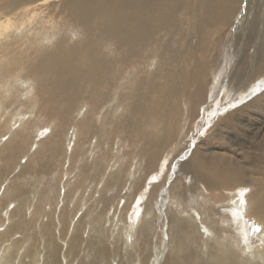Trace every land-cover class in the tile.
Listing matches in <instances>:
<instances>
[{
	"label": "bare ground",
	"instance_id": "obj_1",
	"mask_svg": "<svg viewBox=\"0 0 264 264\" xmlns=\"http://www.w3.org/2000/svg\"><path fill=\"white\" fill-rule=\"evenodd\" d=\"M46 12L65 14L84 38L55 42V24L30 33ZM218 34L243 43L253 36L245 80L252 70L264 75V0H0V117L15 107L0 125V264L264 263V91L221 109L187 159L166 166L199 109H217L208 106L220 78L212 80L206 44ZM132 63L130 78L115 72ZM230 135H249L253 145L228 146ZM164 156L167 173L152 182L139 225L129 203ZM184 187L198 217L185 208ZM250 219L261 226L256 245L245 230Z\"/></svg>",
	"mask_w": 264,
	"mask_h": 264
},
{
	"label": "rangeland",
	"instance_id": "obj_2",
	"mask_svg": "<svg viewBox=\"0 0 264 264\" xmlns=\"http://www.w3.org/2000/svg\"><path fill=\"white\" fill-rule=\"evenodd\" d=\"M58 15L55 18H51L47 12H46V16H45V13L43 15H39L40 18L38 17L37 21L33 22L31 25L28 26L30 28V33L33 30H35V28H40V30L43 31V32L48 30V29L50 30L51 27L53 26V24H55L58 27L60 26V30H61L60 35L58 34L56 37H54V41L55 42L57 40L61 39V38L66 39L68 45H72L75 42L81 41L84 37H83V34H77L76 33L77 23H73L72 20H70V18L65 16V14H58ZM48 20H51V21H48ZM35 23H37L38 26ZM41 26H42V28H41ZM78 31H80V33H81V30L79 28H78ZM238 38H239L238 36H237V38L230 36L226 40V36L225 35L218 34V35H214V36L211 37V39H213V42H212L211 45H209L208 43L206 44V46H207L206 57H207V59L209 58L208 60H210V61L212 59V62H211L212 63L211 70L213 72L212 80H217V79L220 78V82L218 84L217 83L216 84H212V86L209 87V94H211V95H209V94L208 95L210 96L211 100H210V103H208V106L217 105V109L213 113V110L211 109V107L208 110V107H207V104H206V105H204L203 107H201L199 109V116L196 119L192 120V122L191 121L188 122V124L186 126L190 127V132L187 135V137L184 140V142H181L182 145L179 147V148H182L183 150L181 151V153L177 157H176V154H173L171 156L170 160H169L170 163H169V161L166 162V166L169 164L168 170L172 169V168H170V166H171V164L173 162H175V164H177L178 162H181V160H186L187 159V154H189L195 148L196 144L199 141H201V139H204L207 134H210V133L213 132V131H211L213 129H210V131H208V129L212 127L213 123H211V122H214L220 116H222L220 114L221 109H224V108H227V109H229V108L230 109L231 108H238L237 104L240 107L242 105V101H244L243 103H245V101L251 99L252 96L250 94L251 93L250 90H252V89L255 90L256 95L259 94L260 92L264 91V75H262L260 77H258L257 75H252L255 72V70H252L251 73H250V80L249 79L245 80V78L247 76V73L249 71L248 66H247L248 63L246 62V61H248V59H246V57H247L246 55H248L247 52H249V50H250L249 47L251 46V42H252L253 36H252L251 39L247 38V43L245 41L243 43ZM248 40L250 41V43H248L249 42ZM214 42H215V44L213 46ZM229 44H230V46H229ZM210 54H211V56H210ZM113 57H114L113 60H115L117 56L114 55ZM134 65L136 66L135 63L129 64L127 66L123 65V64L117 65L118 68L116 66V69H115L116 71L115 72L118 71L117 73H123L122 74L123 77L130 78V75L132 76V74H128V73H129V71L131 72L132 69L134 70V68H132V67H135ZM118 82H122L123 83L122 80H119ZM241 83L245 84V86L242 87L243 89L241 88V90H240V87L243 85ZM212 88H215V90H214L215 92L212 91ZM218 89H219L220 92L218 91ZM224 89H226V90H224ZM217 92L219 93V95H218ZM249 96H251V97H249ZM37 105H39V103ZM10 108H11L12 111L15 110L14 106H11ZM10 108L7 107L5 113L2 115V117H0V125L2 124V122L5 119L8 118V111H9ZM205 109H206V111H205ZM83 111H84V109H83ZM204 111H205V113H204ZM229 111H231V110H229ZM9 112H11V111H9ZM44 113H45V110H43L42 114H44ZM209 113H211L210 115H212V118H210L208 120V121H210V123L206 124V125H209V126L207 128H205V131H202L201 127L207 122V118H208L207 115ZM40 115H38V118H39ZM80 115H79V117H82V114H80ZM98 116H100V115H98ZM38 118H37V121L39 120ZM98 120H100L99 117H98ZM47 123L48 122L45 121L44 117H40V121L37 124V126L39 127V129H41V131H43V133H45V131H47V128H48V132L45 134L46 136H48L50 134V132H51V130H49L50 129L49 128V123L48 124ZM50 125H51V127L54 126V122L53 121L51 122V120H50ZM46 126H48V127L46 128ZM72 130H74V128L72 126H70V127H68L65 130V132H70L71 133V132H73ZM199 131H202V132H199ZM259 132H263L264 133V130L263 131L259 130ZM70 133H69V136H70ZM33 134H34L33 137H34V142H35L38 139V136H40L41 134L39 132H37V128H34V133ZM251 134H252V132H251ZM254 134H252V135H254ZM45 135H44V138H45ZM240 137L242 138V140L241 139L238 140ZM249 138H250L249 135H248L247 139H246V137L243 138L242 136H238V139H237V137H233V136L230 135V139L231 140L229 141L230 143H228V146L233 144L236 149H245L246 150L249 146L253 145L252 143H250L251 141L249 140ZM251 138H252V136H251ZM93 141L95 142V138L92 139V144H93ZM65 143H66L65 146L67 147V143H68L67 139H65ZM128 143H130V142L128 141ZM237 143L238 144L240 143V145H242V146L237 145ZM92 144H90L88 154L90 153V151H92L94 149V145H92ZM85 146L87 147L88 145H85ZM243 146H246V148L243 147ZM26 149H27V147L25 149H23V150L26 151ZM126 150H127L128 154L131 153L132 146L128 147V145H127ZM25 151H22V154ZM221 152H226V151L221 150ZM237 153L239 154L240 150ZM227 154L230 157L234 158V156H232V154H230V153H227ZM20 156H21V154H20ZM164 158H165V156L160 161V164H159V167H158V171L154 175L151 174L147 178V180L144 182V185H143L142 189L140 190V192L129 203V204H131V206H130V209L128 210V217L132 219V218H135L136 215H137V218L139 220V225H142L144 222H146L148 220L147 219V215H145V213H146L145 212V207H146V204H147V201H148V197L150 196L149 193H150V191L152 189V185H153L152 182H156L157 180H158V183H159V181L161 182V180L163 179V177L167 173V168L166 167H165L164 171L160 170L161 163L164 162V160H165ZM17 159H14V161H16ZM26 159L24 158L21 161L24 162ZM174 159H177V160H174ZM89 160H91V158ZM130 160L131 159H130L129 156H125L124 162L127 163ZM110 164L112 165L113 161H111ZM173 165L174 164H172V166ZM67 168H68V164H64V166H63L64 173L62 174L63 176L65 175V171L67 170ZM90 173H91V171H90ZM160 173H162L161 176L159 178H157V179H154L155 175H160ZM26 177H29V175H27ZM129 183L130 182L128 181L127 184L123 187L122 190L125 189V192H126L127 191L126 188L129 187ZM150 183H152V184L150 185ZM98 185H99V182L92 183V189L94 190L95 187H96V191H97V188H100ZM87 189H88V187H85L83 189L80 188L78 191L83 196H86ZM241 189L244 190L245 188H241ZM111 192L112 191L110 190L108 192V194H111ZM122 192L123 193H122L121 197L124 196V194H125L124 191H122ZM160 192H161V189H160L159 193ZM184 193H185V208L187 210H191L190 211V214L192 213L191 215H194V217H198L197 216L198 206L196 204H194L193 205L194 209L190 208L189 203H192L193 199H192V195L190 193H188V191H187V189H185V187H184ZM95 194H94V196H96ZM154 202H156V204L158 205L156 207H162L161 203H160V200L155 198ZM175 202H177V198L176 197H174V198L169 200V204H171V205L176 204ZM123 203H124V200L122 199V202H120V205H122ZM115 204H116V202H115ZM137 206H139V209L137 208ZM177 208H178L177 210L179 211L180 207L178 206ZM115 209H116L115 205L112 204L109 207V209L105 212V214L108 213L109 211L115 210ZM131 213L134 214V215L132 216ZM156 213H157V211H156ZM130 214H131L132 217L130 216ZM165 220H166L165 218H163L161 220L159 227L161 229H165V231H167L170 228H169V225L165 222ZM246 223H247V225L245 224V230L247 231V234L252 239V242H251L252 245L258 244V241L255 240V238L258 237V233L260 232L261 226L258 224V222H255L254 220L252 221V219L247 220ZM158 229H157V231L159 232ZM257 229H259V231H257ZM159 235H160V233H159ZM67 237L68 238L71 237V236L69 237V230H67ZM154 239H155V241H157L155 236L153 237V240ZM261 262L263 263L262 260H261Z\"/></svg>",
	"mask_w": 264,
	"mask_h": 264
},
{
	"label": "snow or ice",
	"instance_id": "obj_3",
	"mask_svg": "<svg viewBox=\"0 0 264 264\" xmlns=\"http://www.w3.org/2000/svg\"><path fill=\"white\" fill-rule=\"evenodd\" d=\"M242 203H243V201H242ZM257 231H259V229H257Z\"/></svg>",
	"mask_w": 264,
	"mask_h": 264
}]
</instances>
